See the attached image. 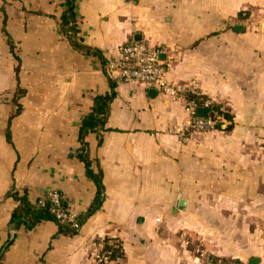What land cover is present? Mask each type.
<instances>
[{
  "label": "crops",
  "instance_id": "0c3cea01",
  "mask_svg": "<svg viewBox=\"0 0 264 264\" xmlns=\"http://www.w3.org/2000/svg\"><path fill=\"white\" fill-rule=\"evenodd\" d=\"M63 4L0 0V249L14 234L0 264H99L90 245L106 252L105 241L122 250L110 264H264V0H76L79 38L103 61L62 36ZM134 43L159 49L170 84L233 122L182 141L183 102L109 71ZM113 86L105 131L85 139L100 210L75 236L52 222L13 230L12 189L32 204L56 192L88 213L97 189L77 157L80 126Z\"/></svg>",
  "mask_w": 264,
  "mask_h": 264
},
{
  "label": "trees",
  "instance_id": "16d2710c",
  "mask_svg": "<svg viewBox=\"0 0 264 264\" xmlns=\"http://www.w3.org/2000/svg\"><path fill=\"white\" fill-rule=\"evenodd\" d=\"M59 29L62 36L67 39L75 51L82 55L98 57L101 61H103L99 51L85 46L79 38L76 0H64L63 12L59 19ZM112 90L111 94L99 96L95 99L92 112L83 118L80 126L79 142L81 144V149L79 150L77 157L82 163H84L87 176L93 181L97 189L95 199L88 213L85 216L77 218V223L80 228L91 215L100 210L105 198L102 174L95 173L92 169V162H90L88 157V146L85 139L90 134H100L105 131L110 106L116 96L114 86ZM24 94V91L20 88H18L14 94L13 101L18 107L17 114L21 111L20 106H18L17 103L23 98ZM188 98L189 100L196 102L198 106H201L202 103L206 101L203 97H194L189 95ZM209 111L210 117L218 122L216 128L219 130L223 125L222 121L229 123L233 122V116L231 113L219 105L211 104ZM9 197L13 198L17 202V207L12 213L10 221V227L13 230L18 231L20 229H24L26 231H32L44 222H52L57 225L59 235L75 236L78 234V231L71 227L70 224L62 223L57 219L54 212L56 207L51 203L49 194L43 201H39L35 204H32L29 201L27 195L19 196L15 189L11 190ZM60 207L63 209L68 208L67 203L63 199L60 201ZM11 244L12 242L9 241L3 248L0 249V260L3 253L8 250ZM104 246L109 261L122 256L121 246L118 243L114 242L112 244L109 241H105ZM212 261L219 264H237L230 260H223L221 262L216 260Z\"/></svg>",
  "mask_w": 264,
  "mask_h": 264
},
{
  "label": "built area",
  "instance_id": "2783aa9c",
  "mask_svg": "<svg viewBox=\"0 0 264 264\" xmlns=\"http://www.w3.org/2000/svg\"><path fill=\"white\" fill-rule=\"evenodd\" d=\"M120 60L113 63L109 67L110 73L120 84H139L147 89H155L160 94L169 96L177 101L183 102L186 111L191 115L190 121L186 129L178 128L174 130V134L186 142L191 133H206L215 130L218 122L209 118H197L194 113L199 107L209 109L211 102L204 101L201 106L196 102L189 100L188 96L201 97L197 90L191 87L173 86L166 78V65L161 61L162 52L159 49L151 48L143 43H134L120 47ZM51 203L56 207L55 214L62 223L70 224L78 232L80 227L77 218L69 208L60 207L62 197L59 193L53 192L49 194ZM90 250L93 252L95 259L99 264H110L107 253L103 250V246L97 242H92ZM202 254V253H201ZM206 264H219L213 262L206 257Z\"/></svg>",
  "mask_w": 264,
  "mask_h": 264
},
{
  "label": "water",
  "instance_id": "95a60500",
  "mask_svg": "<svg viewBox=\"0 0 264 264\" xmlns=\"http://www.w3.org/2000/svg\"><path fill=\"white\" fill-rule=\"evenodd\" d=\"M236 30L239 31V30H242V28H241V27H236ZM138 39H139V38H138ZM194 115H195V117H197V118H203V119H206V118H209V116H210V111H209V109L199 107V108H197V109L195 110ZM184 205H185L184 202H180L178 208L182 210ZM13 239H14V234L11 235V240H10V242H12ZM249 264H260V260L254 258V259H252V260L249 262Z\"/></svg>",
  "mask_w": 264,
  "mask_h": 264
}]
</instances>
